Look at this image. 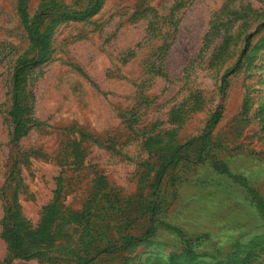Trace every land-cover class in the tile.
<instances>
[{"label":"rangeland","instance_id":"1","mask_svg":"<svg viewBox=\"0 0 264 264\" xmlns=\"http://www.w3.org/2000/svg\"><path fill=\"white\" fill-rule=\"evenodd\" d=\"M89 3L0 0V234L17 159L62 246L15 264H264V0Z\"/></svg>","mask_w":264,"mask_h":264},{"label":"trees","instance_id":"2","mask_svg":"<svg viewBox=\"0 0 264 264\" xmlns=\"http://www.w3.org/2000/svg\"><path fill=\"white\" fill-rule=\"evenodd\" d=\"M97 3L99 0H95ZM22 3V2H21ZM91 7L96 6L97 3L93 0H90ZM89 3V4H90ZM23 4V3H22ZM89 11V9L87 10ZM42 14V13H41ZM39 14L37 17H43V15ZM28 25L29 35L31 36L32 43L31 45H35L39 37L43 34L38 31V25L35 24V28ZM249 42V40H248ZM241 58V56H240ZM240 58L238 62L240 61ZM21 63V62H20ZM20 63L15 66L13 72V107L9 112V116L11 122L13 123L12 141H17L18 138H21V135H24L28 131L29 122L32 121V118L28 119L26 115V109L28 105L25 104V100L20 103V98L17 93L20 89V80H23L24 68L20 66ZM239 64H236L238 66ZM221 119L220 110H216L209 121L208 131L212 130L216 127ZM11 142V141H10ZM21 163V160L15 159L12 161L10 169L8 171V176L5 179V184L1 189V196L4 201V214L1 219V238L5 241L7 246V254L4 259V264H15V261L18 259L23 260H31L40 258L42 255L41 251L43 248H51L49 250H53L56 248L62 247L61 245H57L55 243V232H53V213L54 210L53 205H47L43 208L41 222L38 227L33 228L30 220L26 218L21 212V204H20V196L21 190L26 188L25 184L22 181V178H16L15 172L18 169V164ZM166 164L162 161L160 165L161 172L165 170ZM67 218V217H66ZM135 240L134 237L127 240L125 247L133 243ZM86 254V253H85ZM46 255V253L44 254ZM80 264H87L90 260L85 255L80 258ZM235 264V263H234Z\"/></svg>","mask_w":264,"mask_h":264}]
</instances>
